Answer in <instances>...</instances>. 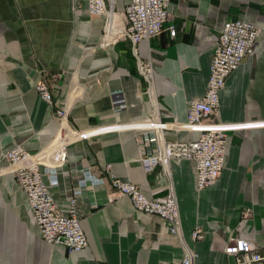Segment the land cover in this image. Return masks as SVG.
Instances as JSON below:
<instances>
[{
	"label": "crops",
	"instance_id": "obj_1",
	"mask_svg": "<svg viewBox=\"0 0 264 264\" xmlns=\"http://www.w3.org/2000/svg\"><path fill=\"white\" fill-rule=\"evenodd\" d=\"M128 2L114 0L122 17ZM170 11L162 32L136 45L139 57L153 66L148 84L138 72L130 40H104V17L88 14L84 0L75 9L70 0H0V166L6 164L3 153L16 142L34 153L56 134L58 119L49 120L50 109L35 89L42 79L54 107L68 106L71 126L87 131L68 148V173L43 170L54 197L67 204V190L79 178L76 169L103 181L83 188L80 214L88 246L70 251L40 237L17 180L0 175V264L179 260L182 243L160 218L135 210L126 197L108 200L112 176L135 183L147 198L165 195L172 185L194 264H231L223 251L230 236L254 241L264 255V0H171ZM238 18L258 23L262 31L253 52L219 91L215 118L232 125L219 177L198 190L193 164L186 159L171 160L167 172L162 166L145 172L132 124L154 116L184 123L188 102L205 91L222 27ZM118 88L128 108L114 113L110 92ZM197 136L175 127L165 131L171 141ZM195 227L203 230L201 240L191 238Z\"/></svg>",
	"mask_w": 264,
	"mask_h": 264
},
{
	"label": "built area",
	"instance_id": "obj_2",
	"mask_svg": "<svg viewBox=\"0 0 264 264\" xmlns=\"http://www.w3.org/2000/svg\"><path fill=\"white\" fill-rule=\"evenodd\" d=\"M83 0H70L73 9ZM90 15L104 17L103 39L115 41L129 39L136 56L137 69L144 80L153 81V66L149 60L142 59L136 45L159 35L164 23L171 16V0H129L124 7L125 16L115 8L114 0H84ZM171 35L175 28H170ZM261 34V28L255 22L244 18L228 21L221 29L210 60L209 77L202 96L188 102L184 123H167L154 116L141 123L132 124L139 132L137 152L141 167L151 172L156 166L166 169L171 160L186 159L192 162L195 185L198 190L212 185L219 177L224 166L228 131L232 125L218 122L215 114L219 106V91L224 87L226 78L253 52ZM35 89L49 109V120L58 119V128L52 141L35 153L29 152L21 144H15L3 153L6 160L0 166V174H12L24 192L28 209L37 227L40 237L49 245H60L70 251H80L88 246L82 227L79 197L83 188L102 183L88 171L86 175L78 172L76 184L68 189L67 204L62 206L54 197L49 183L45 180L44 169L52 173H68L66 169L69 146L87 135V131L71 126L68 120V106L54 107L48 84L42 79L35 83ZM110 99L114 113L128 108L122 89H113ZM175 127L198 133L191 141H171L165 138V131ZM109 168V165H108ZM112 191L108 200L126 197L137 211L155 215L167 225L170 233L182 243L183 254L177 261L158 264H194L195 254L183 241L181 221L172 185L167 193L156 198H147L139 186L112 176ZM96 194V192H93ZM204 237L203 230L195 227L191 231L193 241ZM224 253L232 257L231 264H262L264 255L257 244L245 238L230 236L224 247Z\"/></svg>",
	"mask_w": 264,
	"mask_h": 264
},
{
	"label": "rangeland",
	"instance_id": "obj_3",
	"mask_svg": "<svg viewBox=\"0 0 264 264\" xmlns=\"http://www.w3.org/2000/svg\"><path fill=\"white\" fill-rule=\"evenodd\" d=\"M255 23H256V22H255ZM256 24H258V23H256ZM258 25H259V24H258ZM259 26H260V25H259ZM260 28H261V27H260ZM261 31H262V30H261ZM258 40H259V39H258ZM52 139H53V138H52ZM52 139H51V141H52ZM49 143H50V142H49ZM49 143H48V144H49ZM15 144H21L23 147H25L24 142H16ZM15 144H14V145H15ZM48 144H47V145H48ZM14 145H13V146H14ZM47 145H45V147H46ZM13 146H12V147H13ZM45 147H43V148H45ZM25 148H26V147H25ZM43 148H41V149H43ZM34 153H35V152H34ZM0 175H2V174H0Z\"/></svg>",
	"mask_w": 264,
	"mask_h": 264
}]
</instances>
